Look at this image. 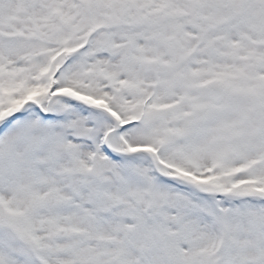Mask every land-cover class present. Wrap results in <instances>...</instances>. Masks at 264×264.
<instances>
[{
    "label": "snow or ice",
    "instance_id": "snow-or-ice-1",
    "mask_svg": "<svg viewBox=\"0 0 264 264\" xmlns=\"http://www.w3.org/2000/svg\"><path fill=\"white\" fill-rule=\"evenodd\" d=\"M0 264H264V0H0Z\"/></svg>",
    "mask_w": 264,
    "mask_h": 264
}]
</instances>
